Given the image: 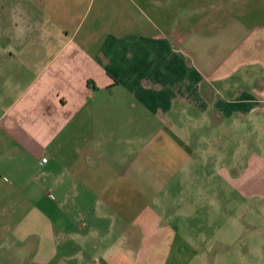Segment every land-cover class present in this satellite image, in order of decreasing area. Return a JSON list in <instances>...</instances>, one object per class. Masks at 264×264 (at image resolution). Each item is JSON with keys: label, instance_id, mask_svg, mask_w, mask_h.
I'll use <instances>...</instances> for the list:
<instances>
[{"label": "crops", "instance_id": "crops-1", "mask_svg": "<svg viewBox=\"0 0 264 264\" xmlns=\"http://www.w3.org/2000/svg\"><path fill=\"white\" fill-rule=\"evenodd\" d=\"M263 108L264 0H0V264L217 255L196 216L215 175L264 196L225 145Z\"/></svg>", "mask_w": 264, "mask_h": 264}, {"label": "rangeland", "instance_id": "rangeland-1", "mask_svg": "<svg viewBox=\"0 0 264 264\" xmlns=\"http://www.w3.org/2000/svg\"><path fill=\"white\" fill-rule=\"evenodd\" d=\"M207 1L200 0V6H206ZM186 8L187 4H180L177 9L175 6L171 7V10L167 11L166 26L169 27L170 24L180 25L183 21L186 22V26L193 25L192 19L185 18L182 13L176 11H183ZM248 23H255L252 14L248 17ZM233 118L232 120L235 121L239 117ZM239 119H242V123L233 126L232 131L234 133L232 132L230 140L226 138L227 151L236 155L238 165L239 160L243 166L246 161H249L251 155L256 154L263 159L264 166V108L262 111L249 113ZM212 152L211 155L217 167H220L218 164L219 151L213 150ZM259 165L260 163H258ZM256 177L262 179L260 188L264 191V168ZM210 178L215 188L214 207L211 206L205 216L203 207L200 208L201 214L196 216L197 221L194 230L199 227L200 231H205L209 235L210 238L199 240L206 249L209 246H214L217 255L214 256L210 253L186 255L189 259H186L185 264H264V196L259 195L261 191L248 189V195L245 199L244 196H241L240 191L231 188L229 190L227 184H225L224 193L221 177L215 175ZM77 214L79 212L75 210L74 215ZM260 235L263 236L262 242H260ZM189 236L191 237L190 234ZM199 240L191 239L190 241ZM244 245L250 250L247 256H240L234 252ZM229 248L234 250L230 249V251Z\"/></svg>", "mask_w": 264, "mask_h": 264}, {"label": "built area", "instance_id": "built-area-1", "mask_svg": "<svg viewBox=\"0 0 264 264\" xmlns=\"http://www.w3.org/2000/svg\"><path fill=\"white\" fill-rule=\"evenodd\" d=\"M46 160V158H43V161H45Z\"/></svg>", "mask_w": 264, "mask_h": 264}]
</instances>
